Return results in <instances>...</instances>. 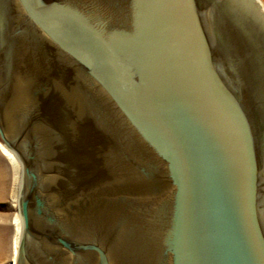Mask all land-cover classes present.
<instances>
[{"label":"water","instance_id":"95a60500","mask_svg":"<svg viewBox=\"0 0 264 264\" xmlns=\"http://www.w3.org/2000/svg\"><path fill=\"white\" fill-rule=\"evenodd\" d=\"M15 264H264V13L252 0H0Z\"/></svg>","mask_w":264,"mask_h":264},{"label":"rangeland","instance_id":"374dc122","mask_svg":"<svg viewBox=\"0 0 264 264\" xmlns=\"http://www.w3.org/2000/svg\"><path fill=\"white\" fill-rule=\"evenodd\" d=\"M260 1L264 5V0ZM0 143L3 145L1 140ZM11 163L0 152V264H11L12 262L14 218L18 217L20 221L18 193L22 168L17 158L16 163Z\"/></svg>","mask_w":264,"mask_h":264},{"label":"bare ground","instance_id":"6f19581e","mask_svg":"<svg viewBox=\"0 0 264 264\" xmlns=\"http://www.w3.org/2000/svg\"><path fill=\"white\" fill-rule=\"evenodd\" d=\"M252 1L257 3L258 6L261 8V10L264 13V5H263V3L260 0H252ZM0 152L7 159H9L10 162L16 163L15 154L9 148H7L4 144L2 145L1 143H0ZM17 218H14L15 234H14V238H13V253H12V257L13 258L11 260L12 261L11 264H14L15 263V259L17 258L19 241H20V236H21V223H20L19 219H17Z\"/></svg>","mask_w":264,"mask_h":264}]
</instances>
